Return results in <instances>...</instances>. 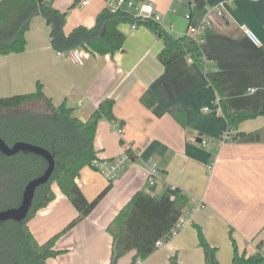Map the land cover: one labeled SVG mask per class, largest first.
I'll return each mask as SVG.
<instances>
[{
	"label": "crops",
	"instance_id": "0c3cea01",
	"mask_svg": "<svg viewBox=\"0 0 264 264\" xmlns=\"http://www.w3.org/2000/svg\"><path fill=\"white\" fill-rule=\"evenodd\" d=\"M79 1L54 0L52 5L66 14V34L78 26L93 27L111 0H90L83 9ZM205 1V9L190 20L187 0H135L137 7L152 4L161 26L175 38L211 13L212 28L201 42L202 64L184 57L164 66L158 59L163 41L145 25L122 24L119 29L126 41L121 51L100 55L78 47L84 63L77 65L57 55L51 28L42 16L32 19L23 53L0 56V98L35 93L40 84L56 106L67 104L82 121L112 99L123 135L102 120L95 138L97 158L114 159L125 150L136 154L112 183L92 167L82 170L76 182L88 200L109 185L111 189L85 220L67 232L78 212L53 185L55 200L28 223L39 243L56 238L60 254L47 264H111L109 225L136 192L160 197L168 187H178L189 196L184 215L193 217V225L137 264H169L171 257H177L179 264H205L198 229L217 249L220 264H232V240L239 254L263 258L264 115L238 125L237 132L261 134L259 142L244 143L230 137L226 114L264 112V51L239 28L246 25L264 44V0ZM147 92L155 97L153 107L141 100ZM207 107L209 111L204 112ZM172 111L180 112L184 122L173 117ZM153 164L158 177L151 187L147 170ZM200 199L205 207L193 212ZM135 255L132 251L117 264H130Z\"/></svg>",
	"mask_w": 264,
	"mask_h": 264
},
{
	"label": "trees",
	"instance_id": "16d2710c",
	"mask_svg": "<svg viewBox=\"0 0 264 264\" xmlns=\"http://www.w3.org/2000/svg\"><path fill=\"white\" fill-rule=\"evenodd\" d=\"M187 1L190 4V20L206 7L205 0ZM35 16H42L51 28V42L57 52L67 53L84 47L94 54L114 55L123 49L126 41V35L119 29L122 24H130L134 28L145 25L163 41L158 59L164 66L184 57H190L196 63L204 62L200 40H195L187 33L175 38L159 23L137 19L130 11L113 13L107 7L98 14L93 27L78 26L66 34V14L48 5L46 0L0 1V56L19 54L26 50V34ZM261 48L264 51V44ZM141 100L147 107L156 104L151 92L145 93ZM114 105V100L107 99L87 121H82L67 104L56 106L43 93L40 84L35 93L0 98L2 140L10 147L20 142L41 147L55 161L50 180L35 192L26 220L0 222V264H47L49 259L60 254L55 249L56 238L39 243L28 225L40 210L55 200L54 184L58 185L78 212L76 219L64 232L85 220L109 193L111 185L90 201L76 180L85 167H91L92 162L98 159L95 138L99 123L106 119L114 125L122 126L114 114ZM170 113L181 123L184 122L180 118V112ZM260 115H264V112L259 115L246 112L226 114L232 140L259 142L260 132H237V128L241 122ZM233 130L236 134L231 135ZM129 154L131 155L130 152ZM132 158L134 160L133 156ZM47 167V161L33 153L19 152L14 156H6L0 151V211L18 208L28 183L42 176ZM188 203L189 196L178 187H168L160 197L142 191L136 192L108 227L113 237L111 264H117L132 251L136 255L130 264H137L152 256L159 250L156 247L159 240L170 241L168 236L185 213ZM198 237L204 251L205 264H220L217 249L208 243L201 229H198ZM232 243V264L264 262V258L259 255L247 257L246 253L239 254L236 242L232 240ZM169 262L179 264L177 257H171Z\"/></svg>",
	"mask_w": 264,
	"mask_h": 264
},
{
	"label": "built area",
	"instance_id": "2783aa9c",
	"mask_svg": "<svg viewBox=\"0 0 264 264\" xmlns=\"http://www.w3.org/2000/svg\"><path fill=\"white\" fill-rule=\"evenodd\" d=\"M49 1V0H47ZM90 4V0H80L79 1V8L83 9ZM109 8L112 12H117L120 10L123 11H130L133 13L134 17L141 20H151L157 23H161L162 19L160 16L155 14V9L152 4H143L140 7H137L135 0H111L109 4ZM134 10L136 12H134ZM218 16H222L223 13L220 9L216 10ZM190 19V15L187 16ZM213 19L211 13H208L206 17L201 21L198 26L190 25L187 31V34L194 38L195 40H200L202 42L204 36L206 35L207 30L212 28ZM161 25V24H160ZM134 28V27H133ZM240 30L245 34V36L257 47L262 45V41L259 37L246 25L242 24L239 26ZM57 55L61 58L67 57L69 58L74 64L83 65L84 58L82 50L76 48L67 53L64 52H57ZM209 108H204V112H208ZM114 129L117 131L119 136L122 138L123 132L121 126L114 125ZM230 137L225 136V139H229ZM203 145H206V142H202ZM135 158V153L131 150H125L121 153L118 157L110 160H101L96 159L92 162V168L96 171L100 172L109 182H113L121 176V173L127 169L131 163L133 162L132 156ZM217 161L216 156L212 158L208 165V170H212L215 162ZM148 175V182L151 187L156 185V178L158 177V169L155 164L151 168L147 170ZM205 204L202 199H200L197 205L192 209V211H196L198 208H204ZM193 225V217L182 215L178 222L176 223L175 227L171 230V233L168 236V239L171 240L172 238L176 237L180 232L185 230L186 228ZM166 240L162 239L156 243V247L160 249L166 244ZM264 258V256H263Z\"/></svg>",
	"mask_w": 264,
	"mask_h": 264
},
{
	"label": "water",
	"instance_id": "95a60500",
	"mask_svg": "<svg viewBox=\"0 0 264 264\" xmlns=\"http://www.w3.org/2000/svg\"><path fill=\"white\" fill-rule=\"evenodd\" d=\"M53 3L54 0L47 2V4L51 6ZM0 151L6 156H14L19 152L33 153L35 155L41 156L48 163L46 172L42 176L29 182L26 186L20 206L18 208L9 209L6 211H0V222H23L28 217L37 188L46 184L50 180L55 169V161L52 155L41 147L22 142L16 143L13 147H10L2 140L1 137Z\"/></svg>",
	"mask_w": 264,
	"mask_h": 264
},
{
	"label": "rangeland",
	"instance_id": "374dc122",
	"mask_svg": "<svg viewBox=\"0 0 264 264\" xmlns=\"http://www.w3.org/2000/svg\"><path fill=\"white\" fill-rule=\"evenodd\" d=\"M262 264H264V262Z\"/></svg>",
	"mask_w": 264,
	"mask_h": 264
}]
</instances>
